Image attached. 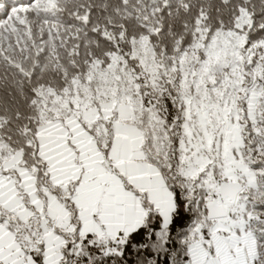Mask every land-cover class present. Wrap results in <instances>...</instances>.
<instances>
[{"label":"snow or ice","instance_id":"obj_1","mask_svg":"<svg viewBox=\"0 0 264 264\" xmlns=\"http://www.w3.org/2000/svg\"><path fill=\"white\" fill-rule=\"evenodd\" d=\"M0 264H264V0H0Z\"/></svg>","mask_w":264,"mask_h":264}]
</instances>
